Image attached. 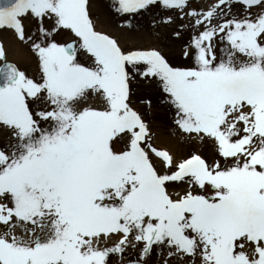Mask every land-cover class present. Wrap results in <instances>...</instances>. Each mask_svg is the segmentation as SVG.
<instances>
[{"label": "snow or ice", "instance_id": "1", "mask_svg": "<svg viewBox=\"0 0 264 264\" xmlns=\"http://www.w3.org/2000/svg\"><path fill=\"white\" fill-rule=\"evenodd\" d=\"M157 4L183 12L188 0L109 7L132 27ZM187 15L201 30L173 63L98 30L90 0H0V30L38 67L27 74L0 41V264H147L155 249L160 264H264V0ZM137 77L218 158L155 147L130 103Z\"/></svg>", "mask_w": 264, "mask_h": 264}, {"label": "rangeland", "instance_id": "2", "mask_svg": "<svg viewBox=\"0 0 264 264\" xmlns=\"http://www.w3.org/2000/svg\"><path fill=\"white\" fill-rule=\"evenodd\" d=\"M212 2L213 0H188V6L183 12L178 9H165L157 4L148 11H143L134 17H127L132 21V27H128L124 23L126 17L112 11L109 7L110 0H90V5L97 29L116 38L126 50L131 48H157L171 62L183 63L185 62L183 51L189 43L191 35L201 30L194 24L193 17L187 15V12L192 8L206 9ZM231 11L233 14L242 15L244 10L241 4L234 2ZM253 11H256V9H253ZM168 16L172 17V21L164 23V18ZM27 24H29L27 31L31 32L34 26L26 20V27ZM175 31H179L181 36L176 37L174 35ZM57 39L67 40L68 35L61 34ZM0 41L3 42L10 61L15 62L30 76L37 74V60L27 44L19 41L11 30H0ZM13 51L23 52L26 56L30 55L31 57L28 58L30 60H27L25 64L24 62L21 63L18 58L10 56ZM163 100L162 92L155 81L143 80L137 77L132 82L130 103L148 123L153 145L157 148L167 149L177 160L193 151L199 152L209 163L218 158L210 141L206 140L201 143L194 138L195 134L192 138H189L187 134L178 129L174 124V110ZM152 158L154 163L160 167L161 161L159 158L155 156ZM164 256L166 257V250ZM129 258H136L135 251L132 249L125 253L124 259ZM162 258L160 250L155 249L147 258V264H160ZM110 261L111 264H120V258L115 255L110 257Z\"/></svg>", "mask_w": 264, "mask_h": 264}, {"label": "bare ground", "instance_id": "3", "mask_svg": "<svg viewBox=\"0 0 264 264\" xmlns=\"http://www.w3.org/2000/svg\"><path fill=\"white\" fill-rule=\"evenodd\" d=\"M28 29H29V24H27L26 31H27ZM10 56H11V57L18 58V60H19L21 63L24 62V64H25V62H26L27 60H30V59H28V58L31 57L30 55H29V56L24 55L23 52H15V51H13V53H11ZM31 59H32V58H31Z\"/></svg>", "mask_w": 264, "mask_h": 264}]
</instances>
